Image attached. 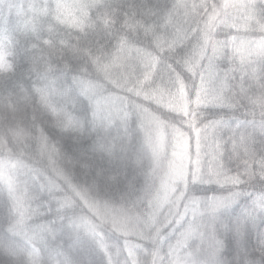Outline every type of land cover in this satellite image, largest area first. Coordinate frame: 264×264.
Segmentation results:
<instances>
[{
    "label": "trees",
    "instance_id": "trees-1",
    "mask_svg": "<svg viewBox=\"0 0 264 264\" xmlns=\"http://www.w3.org/2000/svg\"><path fill=\"white\" fill-rule=\"evenodd\" d=\"M56 2L0 0V264L167 257L178 230L127 236L157 197L152 119L187 141L201 262L264 264V0H100L69 23Z\"/></svg>",
    "mask_w": 264,
    "mask_h": 264
},
{
    "label": "rangeland",
    "instance_id": "rangeland-1",
    "mask_svg": "<svg viewBox=\"0 0 264 264\" xmlns=\"http://www.w3.org/2000/svg\"><path fill=\"white\" fill-rule=\"evenodd\" d=\"M100 0H57L55 15L61 23H69L86 12L88 6ZM238 2L240 0H232ZM251 1V0H250ZM207 85V83H205ZM208 96L205 89L201 91L200 100L207 102ZM161 105L173 110L180 111L183 108V96L179 92L158 98ZM154 137L152 141L153 154L161 173L157 197L146 230L130 232L138 240H151L158 246L163 245L168 236L174 235L178 230V238L169 247L168 256L155 253L156 264H203L202 259L191 248L192 234H195L194 224L201 213L200 199L184 201L187 166L188 146L186 139L175 130H168L165 126L152 119ZM166 135V137H165ZM169 139L167 140L166 138ZM197 178V172L195 173ZM209 206L216 205L215 201L209 200ZM166 230L162 236L160 233ZM152 232L151 236L148 234ZM160 236V237H159ZM158 238V239H157ZM156 239V241H155Z\"/></svg>",
    "mask_w": 264,
    "mask_h": 264
}]
</instances>
